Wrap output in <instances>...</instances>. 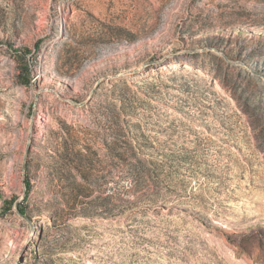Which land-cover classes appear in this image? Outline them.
<instances>
[{"label": "rangeland", "instance_id": "1", "mask_svg": "<svg viewBox=\"0 0 264 264\" xmlns=\"http://www.w3.org/2000/svg\"><path fill=\"white\" fill-rule=\"evenodd\" d=\"M0 264H264V0H0Z\"/></svg>", "mask_w": 264, "mask_h": 264}, {"label": "bare ground", "instance_id": "2", "mask_svg": "<svg viewBox=\"0 0 264 264\" xmlns=\"http://www.w3.org/2000/svg\"><path fill=\"white\" fill-rule=\"evenodd\" d=\"M32 235H35L34 233Z\"/></svg>", "mask_w": 264, "mask_h": 264}]
</instances>
